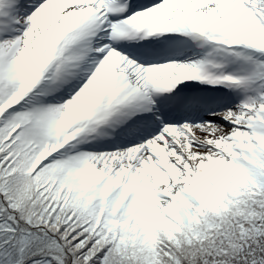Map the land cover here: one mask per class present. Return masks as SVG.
Masks as SVG:
<instances>
[{
	"label": "snow or ice",
	"instance_id": "6c2138e0",
	"mask_svg": "<svg viewBox=\"0 0 264 264\" xmlns=\"http://www.w3.org/2000/svg\"><path fill=\"white\" fill-rule=\"evenodd\" d=\"M0 264H264V0H0Z\"/></svg>",
	"mask_w": 264,
	"mask_h": 264
}]
</instances>
